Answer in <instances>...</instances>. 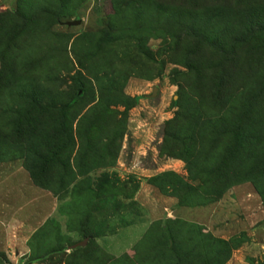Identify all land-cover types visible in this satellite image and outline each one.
I'll return each instance as SVG.
<instances>
[{"label":"rangeland","instance_id":"374dc122","mask_svg":"<svg viewBox=\"0 0 264 264\" xmlns=\"http://www.w3.org/2000/svg\"><path fill=\"white\" fill-rule=\"evenodd\" d=\"M18 1L0 0V14L15 12ZM237 2L46 1V14L42 15L39 24L43 32L27 37L31 44L22 38L18 41L19 50L28 44L26 50L32 52L33 56L27 62L45 68L59 67L60 78L65 83L61 89H65L77 70L81 69L86 75L74 52L87 54V58L79 57L83 66L118 73L123 78L119 79L123 94L135 98L136 104L128 110L124 105L109 106L111 111L117 112L116 121L123 120L121 113L126 112L125 132L122 139L114 143L118 148L116 156L104 158L98 152L90 154L88 150L78 153L76 125L97 102L96 93L93 102L77 112V118L71 121L74 145L67 166L62 163L68 155L63 148L61 155L54 156L48 167L44 166L47 155L42 148L33 155L21 150L15 155L12 148L6 151L8 153L0 159V264H66L73 249L89 243L90 239L80 236L83 225L95 236L89 243V251L102 252L109 258H119L126 252L134 256L136 249L144 245L147 234L155 228L152 225L156 218L164 215L159 220L162 222L167 218L180 219L170 211L171 201L178 202L176 195H181L182 204L209 203V199L195 189L196 183L188 180L185 162L163 153V127L180 110V87L175 77L177 72L188 71L182 62L195 47V43L185 36V31L198 26L211 32L215 39L225 37L227 43L231 42L227 36L234 35V30L223 29L222 18ZM247 5L264 7V0H247ZM70 21H80V24L66 26L65 23ZM137 46L142 48L141 52L136 50ZM258 46L263 50L247 60L239 70L241 72H235V68L226 71L231 91L242 93L254 107L244 122L252 147L255 139L257 146L254 151L249 149L246 155L243 154L247 157L241 162L239 171L243 177L254 178L240 181L221 197L212 198L213 213L205 208L209 204L191 207L203 209L207 213L204 219L206 216L213 219L209 232L214 237L232 241L231 245L236 246L227 264H264V200L260 193L264 190V41ZM245 49H238L236 57L250 58ZM114 52L118 55L108 63ZM210 53L204 48L196 58L206 60L213 56L214 60L220 59L219 55ZM194 57L191 55L187 60ZM37 70L41 75V69L38 67ZM42 75L43 80L45 74ZM91 83L93 87L97 85L93 79ZM154 88L157 92L151 97ZM208 113L216 123L222 115L215 107ZM240 113L237 111L234 118L239 120ZM232 126L236 124L228 121L216 124L215 129L225 128L230 134ZM220 143L214 152L215 158L227 160L229 141ZM85 171H89L86 178L90 182L74 187L81 180L77 176L79 172ZM71 172L76 177L74 184L66 183L63 189L57 187L56 184L61 186L60 181ZM57 190L59 194H56ZM55 206L58 212L53 210ZM53 214L64 217L62 224L52 217ZM149 222L152 224L148 225ZM18 228L26 235L20 241L26 240L27 247L20 241L17 245L6 243V237L9 242L16 241ZM38 257L43 260H33ZM77 262L80 263L79 259Z\"/></svg>","mask_w":264,"mask_h":264},{"label":"trees","instance_id":"16d2710c","mask_svg":"<svg viewBox=\"0 0 264 264\" xmlns=\"http://www.w3.org/2000/svg\"><path fill=\"white\" fill-rule=\"evenodd\" d=\"M42 1L46 3L47 0ZM242 2L238 0L234 9L222 18L223 29L234 30V35L230 38L227 36L231 42L227 43L225 37L215 39L211 32H205L198 26L185 31V36L195 43L187 59L191 55L195 57L182 62L188 70L186 73H176V82L180 87V110L163 127V153L185 162L188 180L196 183L195 189L207 197L209 203L182 204L181 195H176L178 206L191 208L210 204L212 198L221 197L230 186L254 178L243 177V173L239 172L241 162L247 157L244 156L246 152L249 149L254 151L257 146L255 139V146L252 147L244 122L254 107L242 93L231 91L226 71L235 68V72H241L239 70L247 64V60L263 50L258 45L264 41V7L254 8L247 5V0L244 5ZM45 3L19 0L15 12L0 14V159L11 148L15 155L20 150L33 155L42 148L47 155L44 166L48 167L54 156L61 155L63 148L68 155L62 163L67 166L74 145L71 121L77 118V112L93 102L95 93L97 102L79 118L76 125L78 153L88 150L90 154L98 152L104 158L116 156L118 148L114 147V143L121 140L125 132L126 112L121 113L123 120L116 121L117 112L111 111L109 106L124 105L128 110L136 104L135 98L123 94L119 80L123 78L115 72L84 67L79 57L87 58V54L74 52L86 75L82 74L81 69L77 70L67 88L61 89L65 83L60 78L59 67L45 68L41 64L36 66L29 63L27 59L33 55L26 50L28 44L22 48L24 50L17 47L20 38L27 41L30 35L43 32L39 24L43 20L42 15L46 14ZM55 20V23L59 22ZM108 35L112 36L110 33ZM27 43L31 44V41ZM204 48L219 55L220 59L214 60L212 56L198 60L196 56ZM241 48H246L245 52L250 58L236 57ZM136 50L141 52L142 48L137 46ZM116 55L114 52L108 58V63L113 62ZM147 58L150 60L149 55ZM38 67L41 75L45 74L43 80L38 74ZM90 79L97 82L95 87ZM214 107L222 112L217 123L216 119L209 118L211 115L208 113ZM239 110L241 113L237 120L234 116ZM228 121L236 124L232 126L230 134L225 132V128L216 131V124ZM226 139L229 141V153L226 151L228 159L215 158L214 152ZM88 172H79L77 176L81 180L75 184L76 177L71 172L70 176L65 175V179L60 181L61 186H56L63 189L66 183L74 184V187L89 183L90 179L86 178ZM33 178L38 180L36 176ZM55 192L59 194L58 190ZM260 193L264 200V190ZM152 226L155 228L147 234L144 245L136 249L134 256L126 252L119 258H109L102 252L95 254L89 251V243L95 236L83 225L79 233L82 238L90 239L89 243L73 249L66 264H227L232 251L237 249L231 245L232 241L216 238L205 227L182 219L167 218L165 222L156 221ZM33 260L43 259L38 257Z\"/></svg>","mask_w":264,"mask_h":264},{"label":"crops","instance_id":"0c3cea01","mask_svg":"<svg viewBox=\"0 0 264 264\" xmlns=\"http://www.w3.org/2000/svg\"><path fill=\"white\" fill-rule=\"evenodd\" d=\"M170 199H172V198H170ZM171 202H173V204L171 205L172 207L170 208V211H171V215H173V216H175V217H179L180 219H182V220H184V221H187V222H193V223H196V224H198V225H201V226H203V227H205V228H207L208 229V231L210 230V226H211V224H212V221H213V219L211 218V217H208V219H207V216H206V218L204 219L203 217L205 216V211H203V209H197V208H190V207H183V206H178V202H177V200H176V202L175 201H171ZM175 202V203H174ZM214 206L215 205H213V204H209V205H207V207H205V208H207L208 210H212V211H210L211 213H213V211H214ZM54 211H56V212H58V210H57V206H55V209H53ZM53 211V212H54ZM164 211H165V209H164ZM55 214V213H54ZM53 214V216L52 217H54V219L58 222V223H60V224H62V220H63V218L64 217H62L61 215H54ZM193 214V215H192ZM207 214V213H206ZM192 216H194L192 219L191 218H189V217H192ZM163 217H164V215H163ZM163 217H159V218H156L155 220L156 221H159V220H161V219H163ZM206 219H207V221H206ZM151 222H154V221H151ZM151 222H149L148 223V225H150V224H152ZM147 225V226H148ZM23 230V229H22ZM17 235L15 236L16 238H15V240L16 241H10L9 242V240H8V238L6 237V239H7V241H6V243L8 244V243H16V245L18 244V242L20 241V239H23L24 238V236H26V235H23L22 233H20V230H19V228H18V230H17V233H16ZM70 238H73V237H70ZM22 241V242H21ZM20 241V243H25L24 245L27 247V245H26V240L24 241V240H21ZM234 256V255H233ZM229 264V263H228Z\"/></svg>","mask_w":264,"mask_h":264},{"label":"water","instance_id":"95a60500","mask_svg":"<svg viewBox=\"0 0 264 264\" xmlns=\"http://www.w3.org/2000/svg\"><path fill=\"white\" fill-rule=\"evenodd\" d=\"M79 24H80V21H70V22L65 23L66 26H77ZM156 92H157V88H154L151 97H155Z\"/></svg>","mask_w":264,"mask_h":264}]
</instances>
